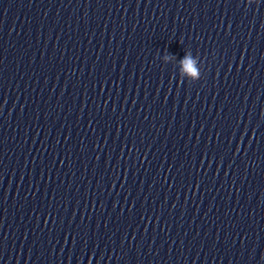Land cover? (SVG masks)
<instances>
[{
	"label": "clouds",
	"instance_id": "obj_1",
	"mask_svg": "<svg viewBox=\"0 0 264 264\" xmlns=\"http://www.w3.org/2000/svg\"><path fill=\"white\" fill-rule=\"evenodd\" d=\"M184 67L185 69L191 73V75L195 78L197 76L196 70L193 68V61L190 59L185 58L184 60Z\"/></svg>",
	"mask_w": 264,
	"mask_h": 264
}]
</instances>
